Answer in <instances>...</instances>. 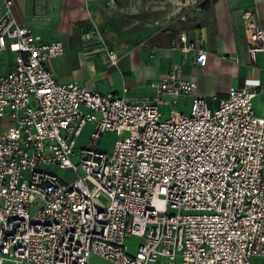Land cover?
<instances>
[{
  "label": "built area",
  "instance_id": "built-area-1",
  "mask_svg": "<svg viewBox=\"0 0 264 264\" xmlns=\"http://www.w3.org/2000/svg\"><path fill=\"white\" fill-rule=\"evenodd\" d=\"M1 2L0 56L12 64L0 76V264H264L260 83L229 88L215 107L177 63L143 99L61 83L45 63L63 44H38ZM241 25L255 63L264 27L251 12ZM171 50L206 65L201 31L179 33ZM103 51L115 67L119 56ZM107 132L124 134L110 153L98 147Z\"/></svg>",
  "mask_w": 264,
  "mask_h": 264
},
{
  "label": "crops",
  "instance_id": "crops-1",
  "mask_svg": "<svg viewBox=\"0 0 264 264\" xmlns=\"http://www.w3.org/2000/svg\"><path fill=\"white\" fill-rule=\"evenodd\" d=\"M12 1L13 18L38 38V44L54 41L63 44L64 54L45 63L47 70L61 83H83L89 90L100 92L126 87L128 98L143 99L152 94L147 89L148 84L159 81L170 66L177 63L182 77L196 83V95L205 99L210 107H215L229 88H244L252 82L264 88V53L258 55L255 63L249 60L241 25L242 14L251 12L264 27V0L213 1L211 23L188 33L192 36L201 31L206 39L208 55L203 68L193 66L192 58L178 51L150 46L148 53L113 50L123 56L121 65H117L120 69L113 72H109L113 67L108 66L103 49L90 33V28L95 26L93 14L102 0ZM1 7L0 0V11ZM7 57L11 59L9 62H6ZM11 64L10 53L0 56V76ZM254 109L257 115L264 114V91L254 100ZM89 264L111 263L91 256Z\"/></svg>",
  "mask_w": 264,
  "mask_h": 264
},
{
  "label": "rangeland",
  "instance_id": "rangeland-1",
  "mask_svg": "<svg viewBox=\"0 0 264 264\" xmlns=\"http://www.w3.org/2000/svg\"><path fill=\"white\" fill-rule=\"evenodd\" d=\"M214 0H102L96 8L94 15L95 26L90 28L98 46L107 50L145 51L148 53L150 46L171 49L164 32L183 29L188 34L191 28L199 25L206 26L211 23V5ZM208 24H205L207 23ZM181 33V32H180ZM177 36L174 40H176ZM119 56V65L121 59ZM10 57L6 58L9 62ZM113 67L109 72L120 69ZM137 71L139 72V65ZM204 80V79H203ZM202 80V81H203ZM181 104V103H180ZM180 109V107H179ZM188 112V108H182ZM165 111V109H163ZM92 126L83 128L77 139V147H87ZM124 134L104 133L98 145L99 150L110 153L115 139ZM60 175H66V171H58ZM140 240L131 238L126 240V246L130 252H134Z\"/></svg>",
  "mask_w": 264,
  "mask_h": 264
},
{
  "label": "trees",
  "instance_id": "trees-1",
  "mask_svg": "<svg viewBox=\"0 0 264 264\" xmlns=\"http://www.w3.org/2000/svg\"><path fill=\"white\" fill-rule=\"evenodd\" d=\"M214 1H216V0H214ZM210 19L212 20V9H211V17H210ZM205 24H208V22L205 23ZM200 28H202V25H199V26H197V27L191 28V31H195V30H198V29H200ZM182 30H183V29H179L177 32L174 31V30H170V31L164 32V34L167 35L168 41L171 42V41H173V40L175 39V37H176L180 32H182Z\"/></svg>",
  "mask_w": 264,
  "mask_h": 264
}]
</instances>
